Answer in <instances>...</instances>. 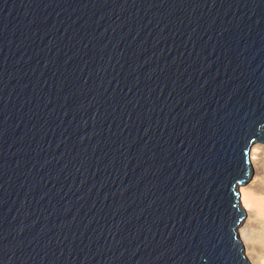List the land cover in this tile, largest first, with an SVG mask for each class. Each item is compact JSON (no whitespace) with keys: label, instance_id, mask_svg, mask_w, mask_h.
Segmentation results:
<instances>
[{"label":"water","instance_id":"water-1","mask_svg":"<svg viewBox=\"0 0 264 264\" xmlns=\"http://www.w3.org/2000/svg\"><path fill=\"white\" fill-rule=\"evenodd\" d=\"M263 131L264 0H0V264H250Z\"/></svg>","mask_w":264,"mask_h":264},{"label":"bare ground","instance_id":"bare-ground-1","mask_svg":"<svg viewBox=\"0 0 264 264\" xmlns=\"http://www.w3.org/2000/svg\"><path fill=\"white\" fill-rule=\"evenodd\" d=\"M239 207L244 208L236 226L242 253L250 264H264V131L249 150V175L238 185Z\"/></svg>","mask_w":264,"mask_h":264}]
</instances>
